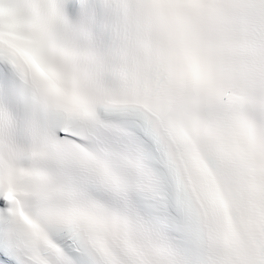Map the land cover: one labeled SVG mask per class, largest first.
Instances as JSON below:
<instances>
[{"label":"snow or ice","instance_id":"6c2138e0","mask_svg":"<svg viewBox=\"0 0 264 264\" xmlns=\"http://www.w3.org/2000/svg\"><path fill=\"white\" fill-rule=\"evenodd\" d=\"M0 264H264V0H0Z\"/></svg>","mask_w":264,"mask_h":264}]
</instances>
